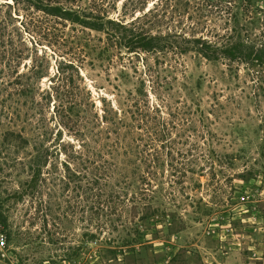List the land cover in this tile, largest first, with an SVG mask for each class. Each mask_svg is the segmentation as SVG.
Segmentation results:
<instances>
[{"label": "rangeland", "instance_id": "obj_1", "mask_svg": "<svg viewBox=\"0 0 264 264\" xmlns=\"http://www.w3.org/2000/svg\"><path fill=\"white\" fill-rule=\"evenodd\" d=\"M108 2L111 17H138L143 31L166 35L163 44L183 46L174 33L231 29L264 41V0ZM171 49L107 46L102 32L0 0V264H204L233 253L241 260L230 264H263L264 62L229 65ZM61 77L69 87L56 92ZM128 91L149 106L165 98L186 104V121L170 130L175 141H156L145 158L70 160L78 142L73 113L63 110L69 94L92 119L117 111ZM160 117L177 122L165 109ZM44 146L51 154L31 181L29 166ZM140 175L148 182L142 194L122 188L140 184ZM98 192L100 200L113 192L137 203L98 205Z\"/></svg>", "mask_w": 264, "mask_h": 264}, {"label": "trees", "instance_id": "obj_2", "mask_svg": "<svg viewBox=\"0 0 264 264\" xmlns=\"http://www.w3.org/2000/svg\"><path fill=\"white\" fill-rule=\"evenodd\" d=\"M17 2V0H12ZM32 5L36 10H40L47 15H51L70 23L78 24L83 29L95 30L102 32L105 35L106 45L115 47H124L128 52H153L161 50L163 47L172 48L171 50H177L180 53L188 51L195 52L197 55L211 61L227 60L229 65H232L236 61H251L260 65L264 62V41H255L244 39L240 32H236L235 29H231L222 35L204 36L195 34L183 33L173 34L183 36L184 45L178 46L171 43L163 44L164 37L166 35L150 34L143 31V28L139 26L138 21L135 19L130 22H125L120 18H113L108 14V5L103 4V0H90L88 4H83L82 0H21ZM169 36V33L167 34ZM167 43V41H165ZM179 49V50H178ZM71 64V63H70ZM57 85L59 89H67L69 87V79L61 77ZM70 92V91H68ZM145 95V94H144ZM122 102V107L118 106L117 111H113L112 108L103 109L101 115H94L92 119L79 114L78 101L75 100L73 94H69L67 99V106H63V110L68 114L73 113L74 117L68 116L72 126L75 128V136H77L78 147L73 153L69 155V159L74 161L76 159H93V163L97 159H103L104 155L113 158L114 152H119L121 156H135L145 158V156H153L151 151L156 141H165L164 146H168L175 140L169 139L171 137V129L176 127V124H182L186 119L180 117V114H184L186 104H175L168 101L165 98L160 103L149 106L147 100L139 98L136 93L132 91L126 92ZM44 108V107H43ZM54 108H57L54 106ZM77 108V109H76ZM62 109V107H61ZM162 109L168 111L169 115H173V118L177 122L160 117ZM72 111V112H71ZM127 115V118L123 115ZM121 115V116H120ZM179 116V117H178ZM47 125V122H46ZM141 131V133H140ZM47 132H45L46 134ZM113 134V137H111ZM43 135V134H41ZM167 143V144H166ZM149 147L146 152L145 148ZM43 147V144L41 145ZM107 148V153L104 148ZM144 147V148H143ZM49 147L38 150L34 161L29 166L31 173V181L38 180V176L42 170L43 159L48 158L51 154ZM159 155L158 152L155 154ZM105 161V160H103ZM107 164V161H106ZM66 169H69L68 164L63 163ZM96 165V164H95ZM68 167V168H67ZM106 165L93 166V170H99V172L105 170ZM134 169L138 170L137 167ZM150 173V166L147 165L146 170ZM135 173V170L133 171ZM140 184L134 183V180H126L122 188H133L135 191L140 190L142 194L144 185L148 182L139 176L137 179ZM37 183L34 184L36 188ZM113 192L108 194L107 199H101V194L98 192L95 199L96 204L108 203L111 207L113 204L125 205L130 202L131 205H136L133 199L131 200H119L118 195H112ZM144 198H139L143 200Z\"/></svg>", "mask_w": 264, "mask_h": 264}, {"label": "crops", "instance_id": "obj_3", "mask_svg": "<svg viewBox=\"0 0 264 264\" xmlns=\"http://www.w3.org/2000/svg\"><path fill=\"white\" fill-rule=\"evenodd\" d=\"M263 252H264V250H263ZM227 254H229V253H227ZM233 254L236 256V253H233ZM235 256H231V254H229L228 256L216 254V256L212 255L213 260L209 259V257L203 258V259L205 261H206V259L209 260L208 262H204V264H230L231 261L241 260L240 258H235ZM263 260H264V258H263ZM242 264H255V262L251 261V260H249V261L245 260ZM263 264H264V262H263Z\"/></svg>", "mask_w": 264, "mask_h": 264}, {"label": "built area", "instance_id": "obj_4", "mask_svg": "<svg viewBox=\"0 0 264 264\" xmlns=\"http://www.w3.org/2000/svg\"><path fill=\"white\" fill-rule=\"evenodd\" d=\"M1 225V222H0ZM5 245V235L3 232L0 231V248H2Z\"/></svg>", "mask_w": 264, "mask_h": 264}, {"label": "bare ground", "instance_id": "obj_5", "mask_svg": "<svg viewBox=\"0 0 264 264\" xmlns=\"http://www.w3.org/2000/svg\"><path fill=\"white\" fill-rule=\"evenodd\" d=\"M8 1H11V0H8Z\"/></svg>", "mask_w": 264, "mask_h": 264}]
</instances>
